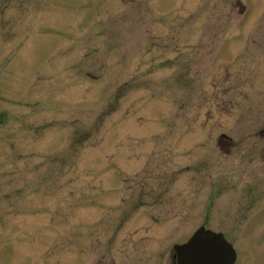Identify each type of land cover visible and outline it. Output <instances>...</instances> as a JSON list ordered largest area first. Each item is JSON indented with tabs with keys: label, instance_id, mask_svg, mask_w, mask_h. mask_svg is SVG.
Listing matches in <instances>:
<instances>
[{
	"label": "rangeland",
	"instance_id": "obj_1",
	"mask_svg": "<svg viewBox=\"0 0 264 264\" xmlns=\"http://www.w3.org/2000/svg\"><path fill=\"white\" fill-rule=\"evenodd\" d=\"M0 113V264H264V0H0Z\"/></svg>",
	"mask_w": 264,
	"mask_h": 264
},
{
	"label": "water",
	"instance_id": "obj_2",
	"mask_svg": "<svg viewBox=\"0 0 264 264\" xmlns=\"http://www.w3.org/2000/svg\"><path fill=\"white\" fill-rule=\"evenodd\" d=\"M176 264H234L236 254L220 234L199 229L187 244L175 246Z\"/></svg>",
	"mask_w": 264,
	"mask_h": 264
},
{
	"label": "flooded vegetation",
	"instance_id": "obj_3",
	"mask_svg": "<svg viewBox=\"0 0 264 264\" xmlns=\"http://www.w3.org/2000/svg\"><path fill=\"white\" fill-rule=\"evenodd\" d=\"M223 83L221 82L220 84H219V86H221ZM213 86L215 87V84L213 83ZM215 88H213V90H214ZM215 91V90H214ZM217 144H218V147H217V149L218 150H224L225 148H226V146H227V144H226V141H225V139H224V137H221V138H219L218 139V141H217Z\"/></svg>",
	"mask_w": 264,
	"mask_h": 264
},
{
	"label": "bare ground",
	"instance_id": "obj_4",
	"mask_svg": "<svg viewBox=\"0 0 264 264\" xmlns=\"http://www.w3.org/2000/svg\"><path fill=\"white\" fill-rule=\"evenodd\" d=\"M5 120V119H4ZM3 120V123H2V125H0V128H2L3 126H4V124H5V121ZM174 260V262H175V259H173Z\"/></svg>",
	"mask_w": 264,
	"mask_h": 264
}]
</instances>
